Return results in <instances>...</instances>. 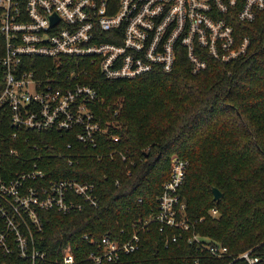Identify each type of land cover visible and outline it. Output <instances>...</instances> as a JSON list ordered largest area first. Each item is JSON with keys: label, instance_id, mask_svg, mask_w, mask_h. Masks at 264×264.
<instances>
[{"label": "built area", "instance_id": "2783aa9c", "mask_svg": "<svg viewBox=\"0 0 264 264\" xmlns=\"http://www.w3.org/2000/svg\"><path fill=\"white\" fill-rule=\"evenodd\" d=\"M263 9L264 0H0V118L7 113L9 130L0 134V264L119 263L122 254L138 249L139 233L152 223L159 232L180 230L173 241L181 232H191L187 241L223 258L222 264H258L252 248L232 253L210 237L188 231L192 223L180 195L188 162L176 154L170 156L155 213L134 222L125 239L84 234L93 248L82 257L77 259L66 245L59 258L48 259L41 246L43 213L80 212L96 207L98 198L92 182L46 177L40 168L44 155L36 145L30 156L25 154L28 132L73 133L78 143L91 148L107 135L95 114L103 99L82 82L90 66L97 65L105 80L116 81L154 70L171 72L184 57L190 72L198 74L207 69V59L227 64L245 56L251 40L242 34L243 24ZM39 58L49 64L35 60ZM108 138L118 141L114 135ZM115 154L126 158L117 150L98 157ZM81 155L72 154L68 164Z\"/></svg>", "mask_w": 264, "mask_h": 264}, {"label": "trees", "instance_id": "16d2710c", "mask_svg": "<svg viewBox=\"0 0 264 264\" xmlns=\"http://www.w3.org/2000/svg\"><path fill=\"white\" fill-rule=\"evenodd\" d=\"M243 25L242 34L251 40L248 53L227 64L207 59V69L198 74L190 72L184 57L171 72L154 70L116 81L105 80L97 65L90 66L82 82L103 99L95 114L108 129L97 147L78 143L73 133L26 134L25 155L30 156L36 145L44 155L40 168L46 177L92 182L98 198L96 207L80 212L43 213L41 246L48 259L59 258L66 245H71L77 259L82 257L93 248L84 234L125 239L134 222L155 213L157 197L169 176L170 156L176 154L188 162L180 188L186 218L192 223L188 231L208 236L232 253L252 248L260 257L258 264H264V9ZM3 53L0 33V57ZM35 60L49 64L47 59ZM63 61L69 64L71 59ZM1 75L0 70V91ZM7 119V113L0 118V134L9 133ZM109 134L118 141L109 139ZM111 150L122 152L125 160L116 154L98 157ZM74 153L82 155L69 165L67 160ZM212 187L222 194L216 201ZM213 209L216 216L210 214ZM179 231L159 232L152 223L139 233L138 249L122 254L119 263L103 264L224 262L198 243L188 242L191 232H181L173 241Z\"/></svg>", "mask_w": 264, "mask_h": 264}, {"label": "water", "instance_id": "95a60500", "mask_svg": "<svg viewBox=\"0 0 264 264\" xmlns=\"http://www.w3.org/2000/svg\"><path fill=\"white\" fill-rule=\"evenodd\" d=\"M211 191H212V194H213V200L214 201L218 200L222 196L221 192L215 187H212Z\"/></svg>", "mask_w": 264, "mask_h": 264}, {"label": "rangeland", "instance_id": "374dc122", "mask_svg": "<svg viewBox=\"0 0 264 264\" xmlns=\"http://www.w3.org/2000/svg\"><path fill=\"white\" fill-rule=\"evenodd\" d=\"M210 214H211L212 216H216V213H213L212 210L210 211Z\"/></svg>", "mask_w": 264, "mask_h": 264}]
</instances>
